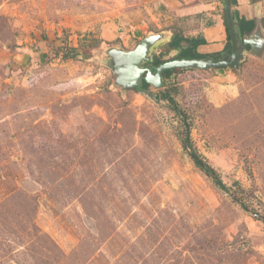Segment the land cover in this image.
<instances>
[{
  "label": "rangeland",
  "instance_id": "1",
  "mask_svg": "<svg viewBox=\"0 0 264 264\" xmlns=\"http://www.w3.org/2000/svg\"><path fill=\"white\" fill-rule=\"evenodd\" d=\"M178 23L154 0H0V264H264V58L143 93L102 56Z\"/></svg>",
  "mask_w": 264,
  "mask_h": 264
},
{
  "label": "water",
  "instance_id": "2",
  "mask_svg": "<svg viewBox=\"0 0 264 264\" xmlns=\"http://www.w3.org/2000/svg\"><path fill=\"white\" fill-rule=\"evenodd\" d=\"M222 3L231 41V49L227 58H177L166 60L157 66L143 65L151 61V49L167 37L164 31H150L130 50L116 46L104 48L102 56L110 64L115 76L114 84L122 90H138L146 93L148 89L142 88V82L153 87H162V73L167 69L210 70L222 67L237 69L245 55L264 58V28L261 24V17L256 16L254 28L250 33L243 35L241 42L238 43L232 23L230 0H222Z\"/></svg>",
  "mask_w": 264,
  "mask_h": 264
},
{
  "label": "crops",
  "instance_id": "3",
  "mask_svg": "<svg viewBox=\"0 0 264 264\" xmlns=\"http://www.w3.org/2000/svg\"><path fill=\"white\" fill-rule=\"evenodd\" d=\"M235 9L246 19L264 17V0H236ZM165 7L168 17L179 21V29L184 37L203 38L204 44L197 47L199 53H221L226 43L222 0H154ZM167 37V43L174 33L171 28H159Z\"/></svg>",
  "mask_w": 264,
  "mask_h": 264
},
{
  "label": "trees",
  "instance_id": "4",
  "mask_svg": "<svg viewBox=\"0 0 264 264\" xmlns=\"http://www.w3.org/2000/svg\"><path fill=\"white\" fill-rule=\"evenodd\" d=\"M236 0H230L231 4V16H232V23L235 31V36L238 41H241L243 35L248 34L251 32V30L255 26L254 19H246L243 16H240L238 11L235 9L236 6ZM223 19H224V26L226 31V43L224 46V50L221 53H214V54H205V53H199L196 49L199 45L204 44L205 40L203 38H188L184 37L181 34L180 30H177L174 32L170 38V40L167 42V48L169 50H175L177 53L173 57V59L177 58H210L214 57L216 59L219 58H227L230 49H231V41H230V34L228 31V27L225 20V14L223 13ZM261 24L264 28V18H261ZM72 53L70 54H64L63 58H71L72 56H75L77 53L76 48H71ZM165 62L162 58H159L158 56H154V58L151 59L150 62H147L146 64H151L153 66H157L161 63ZM181 69L178 68H171L163 71L162 73V81L163 86L167 84V80H169L172 75L176 71H180ZM150 85L146 82H142V88H148ZM160 96L163 99H166L172 106V109L176 114H178L182 119V124L184 127V136L181 139V144L184 149L188 151V155L191 158V160L194 162V164L212 181V183L225 192H232L235 193V190H231V186H228L223 182L220 175L216 170L211 167L206 160L195 150L193 147L191 138L189 136V128L186 125L185 120V114L184 112L178 107L176 101L174 100L171 93L167 90H164L161 92ZM241 190L240 187H237V191ZM242 207L244 209H247L248 205L247 203H244L243 200H238Z\"/></svg>",
  "mask_w": 264,
  "mask_h": 264
},
{
  "label": "flooded vegetation",
  "instance_id": "5",
  "mask_svg": "<svg viewBox=\"0 0 264 264\" xmlns=\"http://www.w3.org/2000/svg\"><path fill=\"white\" fill-rule=\"evenodd\" d=\"M262 18H264V17H262ZM241 40H242V39H241ZM237 42L240 43L241 41H238V40H237ZM166 46H167V45H166ZM247 48H248V46H247ZM172 51L174 52V55L172 56L171 59H173V57H174V56L176 55V53H177L175 50H169V49L167 50V52H172ZM154 56H155V55H154ZM154 56H153V58H154ZM164 61H166V60H164ZM146 63H147V62H146ZM146 63H144L143 65H150V66H153V65H151V64H149V63H148V64H146Z\"/></svg>",
  "mask_w": 264,
  "mask_h": 264
}]
</instances>
